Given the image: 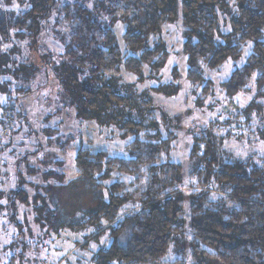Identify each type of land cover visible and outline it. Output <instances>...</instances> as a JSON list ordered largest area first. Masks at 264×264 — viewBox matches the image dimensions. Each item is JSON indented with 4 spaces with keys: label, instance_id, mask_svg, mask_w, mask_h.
<instances>
[{
    "label": "trees",
    "instance_id": "1",
    "mask_svg": "<svg viewBox=\"0 0 264 264\" xmlns=\"http://www.w3.org/2000/svg\"><path fill=\"white\" fill-rule=\"evenodd\" d=\"M17 2L28 6L20 16L4 8L10 0H0V48L11 30L25 29V34L21 32L24 37L31 33L38 36L41 22L55 16L57 25L67 30L56 37L64 51L43 68L50 71L57 84L56 113L72 111L82 122L113 127L119 138L131 139L125 148L127 158L92 150L83 146V140L75 149L76 179L84 180L99 194L96 208L84 213L81 225L101 234L105 223L111 240L96 251L92 264H161L171 246L184 244L186 233L190 238L178 255L183 257L188 249L192 264H264V166L239 160L224 162L218 155L221 141L213 122L194 133L190 169L201 191L185 196L177 189L182 182V166L160 159L169 153L175 135L164 139L153 117L157 107L149 96L138 94L133 85L121 81L122 71L141 83L145 69L152 76L163 69L168 58L165 45L161 39H151L159 36L164 25L180 20L185 78L196 89L205 81L204 69L237 60L242 55L241 47L251 44L244 65L234 69L220 85L226 97L232 98L245 91L253 79L254 101L247 107L251 109L257 99H264V0H235L234 11L227 8L226 0ZM220 15H228L230 32L220 31ZM118 23L125 27L124 52L113 31ZM13 53H0V79L10 75L28 82L38 68L23 60L13 61ZM171 79L152 91L164 97L176 95L180 79L177 69L171 72ZM8 84V80L0 82L1 93L5 94ZM159 112L167 129L170 122L179 121V117ZM41 133L60 155L74 141L71 134H62L55 127H44ZM61 162L40 161L49 165L43 179L63 183ZM113 172L132 178L126 187L133 190L128 191L122 181L105 188L102 183ZM104 189L106 199L100 195ZM23 192L19 187L14 193L22 203L26 200ZM209 192L217 193L215 198L209 199ZM130 201L138 207L126 209Z\"/></svg>",
    "mask_w": 264,
    "mask_h": 264
},
{
    "label": "rangeland",
    "instance_id": "2",
    "mask_svg": "<svg viewBox=\"0 0 264 264\" xmlns=\"http://www.w3.org/2000/svg\"><path fill=\"white\" fill-rule=\"evenodd\" d=\"M71 1L74 0H60V3ZM226 1L227 8L234 11L235 0ZM4 8L20 16L28 6L10 0ZM219 20L220 31L230 32L228 15H220ZM40 28L38 36L31 33L33 35L27 37L21 34H25V29L21 32L11 30L0 48V53L14 51L10 56L13 61L23 60L27 65L38 68L37 74L28 82L21 78L14 79L10 75L0 79L1 83L9 82L5 94L0 92V264H92L96 251L105 248L111 240L105 223L101 234L93 227L81 225L85 221L84 213L96 208L99 194L84 180L76 179L73 162L75 149L83 140V146L92 150L101 149L110 157L127 158L125 148L131 139L119 138L113 127H97L93 122H82L74 117L72 111L56 113L57 84L50 71L43 66L45 63L49 65L63 53V45L56 37L64 31L66 34L67 30L57 25L55 16L41 22ZM124 28L123 24L118 23L113 29L122 52ZM182 31L180 20H176L164 25L159 36L152 37L151 41L162 40L168 56L159 73L152 76L145 69V77L139 83L132 74L122 71L121 81L133 85L138 94L149 96L153 106L157 107L153 117L158 122L161 136L167 139L171 134L175 135L169 153L161 155L160 159L182 166V182L177 189L188 196L194 191H201L190 169L192 165L189 154L193 148L194 133L202 131L213 122L214 132L221 141L218 155L224 162L239 160L264 166V99H257L251 109L247 110L254 101L253 79L245 91L232 98H227L220 88L234 69L244 65L250 54V43L241 47L242 55L237 60H226L216 69H204V83L200 88L192 87L185 78L187 67L181 53ZM41 55L44 56L40 63ZM174 69H177L180 78L178 93L170 97L154 93L152 88L172 81L171 72ZM20 76L25 78V75ZM159 111L179 117V121L173 120L167 129ZM44 127H55L60 133L74 137L64 155H60L54 146L48 145L41 133ZM43 159L49 163L53 160L62 161L60 171L65 174L63 183L58 185L43 179V173L49 166L40 163ZM131 179L113 172V176L102 184L109 188L122 181L125 188L132 191L133 188L126 187ZM19 187L26 196L23 203L14 195ZM106 191L104 189L100 194L105 199ZM216 194L209 192V199L215 198ZM129 204L126 207L128 210L138 207L133 201ZM184 237V244L178 248L171 246L160 260L161 264L193 263L188 249L184 251L183 257L178 255L190 238L187 233Z\"/></svg>",
    "mask_w": 264,
    "mask_h": 264
}]
</instances>
